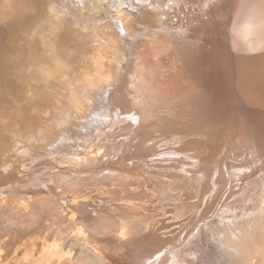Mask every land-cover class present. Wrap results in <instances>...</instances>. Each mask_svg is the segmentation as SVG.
<instances>
[{
	"label": "bare ground",
	"instance_id": "bare-ground-1",
	"mask_svg": "<svg viewBox=\"0 0 264 264\" xmlns=\"http://www.w3.org/2000/svg\"><path fill=\"white\" fill-rule=\"evenodd\" d=\"M85 1L54 0L73 21ZM105 6L106 45L58 18L18 45L36 122L0 116V151L24 143L0 166V264H264V0Z\"/></svg>",
	"mask_w": 264,
	"mask_h": 264
},
{
	"label": "rangeland",
	"instance_id": "rangeland-1",
	"mask_svg": "<svg viewBox=\"0 0 264 264\" xmlns=\"http://www.w3.org/2000/svg\"><path fill=\"white\" fill-rule=\"evenodd\" d=\"M59 1H60L59 3H62V2H66L67 0L65 1L59 0ZM53 2L54 0H0V116L10 114V116L13 117L15 116L14 112L17 111V108H20L23 112L22 120L25 124H35L36 122L34 116L31 114V111L29 110V103L35 101L36 95L32 90L33 88L32 85L25 84L18 77V74L20 70H22L25 73V75L27 74L26 76H28L32 73L33 69L34 70L37 69V66L33 68V66L25 64L24 61L18 59L17 57L18 54L23 55V53L18 51L19 43L21 44L28 39L36 40V38H38L37 40H39L40 38L39 32L42 30L44 31L45 34L47 32V36L51 37V40L56 41L57 35H54L53 37L52 33L47 31L51 22H53L56 18L63 20L65 26L70 28H76L78 24L81 26H86L87 27L86 32H88L87 34L89 35V37L97 39V41H95L97 43L94 42L95 44L99 43L106 45L107 40L102 36H105L107 33H112L111 27H109L108 25V20L111 21L110 20L111 14L110 12H107V6H105L104 8V4H106V0H86L85 3L73 2L72 5L75 3L73 6L74 8H76L75 13L77 15L79 14L77 20L78 23L75 20L73 21L66 18L65 17L66 13L65 15H63L64 12L58 10L59 7H57V5L59 6V4H56L55 2L53 4ZM38 13L40 14L37 15ZM99 18L100 20H98ZM65 19H67L66 20L67 22L65 21ZM59 24L60 23H58V25ZM60 26L62 25L60 24ZM55 33L56 34L60 33L59 28H57L53 34ZM105 61L107 62V57L105 58ZM37 70H39V68ZM73 72L75 73L76 71L74 70ZM63 75H66V73H63ZM43 107H44L43 109L48 107L51 110L53 109L55 110L56 107L59 115L57 111H55L57 113L56 115V113H54V110L51 111L50 109L47 108V110L50 111V114L52 113L51 116H53L54 118H57L59 116V119L58 120L56 119V122H60L61 115L62 117H64V115L59 112L61 109L59 106H57L54 100L47 101L46 105ZM45 110L44 112H41L42 113L41 115L44 117H48V114L45 113L46 112ZM1 133L6 135L9 134L8 132L7 133L1 132ZM23 147H24V143L22 137L19 138L16 137V139L15 138L12 139L10 151H12L13 154H16L17 152L19 153L23 149ZM12 153L9 151L5 153L3 151H0V155H1L0 166L8 162V159L10 158L9 156H11L10 154ZM6 160L7 162L5 163ZM11 165L15 166L16 162L11 163ZM6 211L7 210L4 209L3 214L0 213V222L4 220ZM43 221L41 220L40 224H38V227H36L35 229L33 228V230L31 231L24 232V234L21 235L22 238L24 236L23 239L25 240L31 239L38 232V229L39 228L41 229L43 227V225L46 228V222L44 223ZM25 222H27L26 219ZM0 235H2L1 225H0ZM7 235L8 232H6L5 237ZM8 248L9 247H6L4 251L5 253L4 255L5 256L8 255V256L6 257V259L2 260L1 264H6L7 259L10 258L12 254ZM19 255H22V252ZM11 262L12 264H14L12 260H10V264Z\"/></svg>",
	"mask_w": 264,
	"mask_h": 264
}]
</instances>
